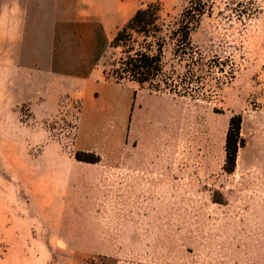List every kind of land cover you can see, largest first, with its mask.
I'll return each instance as SVG.
<instances>
[{
    "label": "rangeland",
    "instance_id": "1",
    "mask_svg": "<svg viewBox=\"0 0 264 264\" xmlns=\"http://www.w3.org/2000/svg\"><path fill=\"white\" fill-rule=\"evenodd\" d=\"M160 1L166 29L205 10L182 61L166 38L177 92L113 79L122 48L6 59L0 264H264V0Z\"/></svg>",
    "mask_w": 264,
    "mask_h": 264
},
{
    "label": "crops",
    "instance_id": "2",
    "mask_svg": "<svg viewBox=\"0 0 264 264\" xmlns=\"http://www.w3.org/2000/svg\"><path fill=\"white\" fill-rule=\"evenodd\" d=\"M138 9L139 0H0V90L12 86L7 58L102 56Z\"/></svg>",
    "mask_w": 264,
    "mask_h": 264
},
{
    "label": "trees",
    "instance_id": "3",
    "mask_svg": "<svg viewBox=\"0 0 264 264\" xmlns=\"http://www.w3.org/2000/svg\"><path fill=\"white\" fill-rule=\"evenodd\" d=\"M201 5L202 1H199V4L188 5L175 22V26L167 29L160 0L151 1L138 9L110 42V47L123 49V55L115 64L117 68L112 71L111 77L117 82L128 80L141 86L148 85L151 90L158 92H177L178 84L175 79L171 78L168 81L159 79L164 68V45L167 43L166 38L172 42L175 40L174 54L180 61L184 59L183 55L187 53V48H192L191 32L205 13L204 9H200ZM203 5L205 6V3ZM163 34L166 36L163 37ZM241 128L242 116H233L225 146L224 169L229 173L235 171L239 148L244 145ZM76 158L84 160L80 152L76 154Z\"/></svg>",
    "mask_w": 264,
    "mask_h": 264
}]
</instances>
